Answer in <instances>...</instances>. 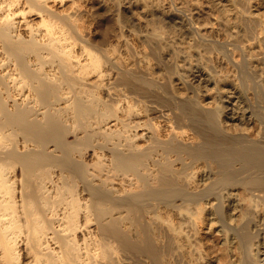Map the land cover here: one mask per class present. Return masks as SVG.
I'll list each match as a JSON object with an SVG mask.
<instances>
[{
	"label": "bare ground",
	"instance_id": "1",
	"mask_svg": "<svg viewBox=\"0 0 264 264\" xmlns=\"http://www.w3.org/2000/svg\"><path fill=\"white\" fill-rule=\"evenodd\" d=\"M120 2L0 0V264H264V13L228 0L231 32L169 3L189 43L167 20L138 48Z\"/></svg>",
	"mask_w": 264,
	"mask_h": 264
},
{
	"label": "rangeland",
	"instance_id": "2",
	"mask_svg": "<svg viewBox=\"0 0 264 264\" xmlns=\"http://www.w3.org/2000/svg\"><path fill=\"white\" fill-rule=\"evenodd\" d=\"M79 6H86L87 5V2H88V0H74ZM121 2V8H120V14H122V16L124 17V19H125V24H126V27H127V29L128 30H132L131 31V33H129L128 31V33L125 31V36L123 35L122 37L123 38H125V39H127V38H129V39H127V40H129L130 42L132 41V39H133V45L135 46V45H137V46H135V47H138V48H142L143 46L145 47V44H146V41H142V39H140L137 35H138V33L140 32V31H142L143 29L145 30L146 28L148 29V27H150L149 29H156L158 32L159 31H161V32H163V29H164V32H165V27H166V24L169 22V20H170V23L169 24H167V28L169 29V27L171 28V30H167V28H166V30L167 31H171V33L172 34H176V32H177V34H176V36H172L171 35V38L169 39V41H171V42H173V43H177L178 41L179 42H181L182 40H183V44H182V42H181V44L180 45H185L186 43L188 44L189 43V40H191V39H189L188 37H190V36H187V35H181V33L183 32L181 29H179L178 27H180V25L178 24V23H180V21H181V17H180V14L178 13L177 14V12L176 11H173L172 9L174 8V10H175V5H179V4H187L189 1V5H187L188 6V8H190L189 6H192L191 8L192 9H194V11H195V9H197L196 10V13L195 12H193V15H194V18H195V20L196 19H198L197 20V22L198 23H200L201 24V26H210L211 25V22H212V24H214V23H218L221 19H224V18H220V14H218V12H220L221 11V9L222 10H226L227 9V7H228V0H120ZM164 1V2H163ZM179 1H181L180 3H179ZM209 1H211L212 2V5H211V3L209 2ZM219 1V2H218ZM130 2V3H129ZM153 2V3H152ZM175 2V3H174ZM177 2V3H176ZM185 2V3H184ZM216 3L215 5H214V3ZM173 4L174 3V6H172V8L170 7V4ZM204 3V4H203ZM250 3V4H249ZM158 4V5H157ZM210 5V6H207V5ZM227 4V5H226ZM145 5V7H143ZM149 5V6H148ZM154 5V6H153ZM169 5V6H168ZM184 5V6H185ZM249 5H250V12H253L252 14L253 15H256L257 14V16H259V15H261V13H264V12H262V11H264V0H248V7H249ZM168 6V7H167ZM186 6V7H187ZM203 6V7H202ZM205 6V7H204ZM207 6V7H206ZM223 6H227L226 8L225 7H223ZM194 7V8H193ZM215 7V8H214ZM169 8V9H168ZM171 8V9H170ZM200 8H202V9H204V10H202V9H200ZM217 9V11L215 12V10H212V9ZM218 8H219V10H218ZM145 9V10H144ZM224 10V11H225ZM204 12V13H202V12ZM223 11V12H224ZM226 13H228L227 12V10L225 11ZM224 12V13H225ZM199 13H201V14H199ZM195 14L197 15V16H195ZM199 14V15H198ZM218 14V16H216ZM229 14V13H228ZM259 14V15H258ZM169 16V17H168ZM199 16V17H198ZM214 16V17H213ZM215 16H216V18H215ZM227 16H230V14L229 15H226V16H224V17H227ZM256 16V17H257ZM126 17V18H125ZM213 17V18H212ZM222 17V16H221ZM170 18V19H169ZM173 19V21H172V19ZM216 20H215V19ZM220 20H219V19ZM85 19V20H84ZM84 22H83V21ZM167 20H168V22H167ZM201 20V21H200ZM213 20H215V21H213ZM225 20V19H224ZM85 21H86V23H85ZM89 21H91L89 18H87V17H83V19H81V22H83V24H87V23H90ZM178 23H177V22ZM222 21V20H221ZM220 21V22H221ZM137 22V23H136ZM175 23V25H176V27H177V29H176V27H175V25H174V23ZM219 22V23H220ZM226 22V21H222L221 23H220V25L218 24L217 26L220 28V29H223L222 27H224V23ZM136 23V24H135ZM139 23V24H138ZM172 23V25H170ZM179 26H178V25ZM210 24V25H209ZM231 24V23H230ZM230 24H228L227 22L225 23V27H226V25H228L227 26V28L225 29V27H224V30H222V31H227V30H232L231 29V25ZM172 26V27H171ZM174 26V27H173ZM222 26V27H221ZM146 27V28H145ZM172 28H174V31H173V29ZM230 28V29H229ZM140 29V31H138ZM183 29V28H182ZM177 30V31H176ZM180 30V31H179ZM133 31H138L136 34H135V32H133ZM173 31V32H172ZM182 31V32H181ZM233 31V30H232ZM231 31V32H232ZM132 32H133V35H132ZM163 32V33H164ZM175 32V33H174ZM179 32V33H178ZM181 32V33H180ZM183 33H185L186 34V32H183ZM179 34V35H178ZM130 35H132V37L130 36ZM135 35H136V38H135ZM181 35V36H180ZM182 37L181 39H180V37ZM173 37V38H172ZM177 37V38H176ZM131 38V39H130ZM135 39V40H134ZM179 39V40H178ZM174 40H178V41H174ZM181 40V41H180ZM136 44H135V43ZM192 41H190V43H191ZM140 44V45H139ZM142 44V45H141ZM178 44V43H177ZM176 44V45H177ZM142 46V47H141ZM195 47H197V46H195ZM198 50V49H197ZM213 57V56H212ZM212 57H211V60H212ZM199 60H202L200 63H202L203 62V64H201L200 66L201 67H203L202 69H203V74H207V72L210 74V72L208 71V68L207 69H205L206 68V66L207 67H209L210 66V64H212V62H214V61H211V60H208V62H206L207 60L205 59V60H203V59H200L199 58ZM152 62V61H151ZM205 63V64H204ZM207 63H208V65H207ZM250 64L249 65H247L246 66V68L247 69H245V71L248 73L250 70H251V68L249 67L250 65L251 66H253V64H251V63H253V62H249ZM152 65H151V67H152V70L153 71H155V73H156V75L157 74H160L161 72H162V69H160V68H162V67H158L157 65H156V63H151ZM156 66H155V65ZM205 67H204V66ZM160 66V65H159ZM254 67V66H253ZM252 67V68H253ZM183 70H185V73H186V75H187V71H186V69H184L183 67H181ZM180 68V69H181ZM249 68V69H248ZM182 69H181V71H182ZM209 69H211V67H209ZM257 69V70H256ZM204 70H206V72L204 71ZM248 70V71H247ZM245 71H243L242 72V74L240 75L241 77H239V85L237 86V88L239 89V91H240V89H241V91L240 92H238L239 94H240V98L243 100V102L245 103V107H247V109L249 110V113L251 112L252 113V115H251V117H252V119H253V122H254V120H258V119H256V118H261V102H262V100H261V95L259 94V92H262V89H260V87H261V85H259L258 83H260L259 82V80H257V79H259V77H260V69H258L257 67L255 68V70H254V68H253V71H250L246 76H247V78L246 77H244V73H245ZM184 72V71H183ZM185 73H184V75H185ZM242 75H243V77H242ZM248 76H250V79H249V77ZM252 77V78H251ZM244 78V79H243ZM187 79V76L185 77V81H187L188 83H189V81L188 80H186ZM241 79V80H240ZM243 80H246V81H243ZM241 81H242V83H241ZM257 82V83H255V82ZM214 82H215V80H214ZM214 82H213V78H211V83L210 82H208V84L206 83V85L205 86H207V87H205V86H203V84L204 83H200L199 85H201L202 84V86H199L198 85V87H200L199 88V90H198V93H197V98H203V100H204V102H206V101H209L210 100V98H207L206 96L208 95L209 97L212 95V96H214V95H216L217 94V92L215 91L216 89L214 88ZM180 89H181V94L184 96V97H189V95L190 94H192L193 93V90L189 87V88H187L186 87V85L185 84H183V83H181V82H179V81H175L174 82ZM194 83V84H193ZM192 84H191V86L192 85H195V83H197V82H193ZM216 83V82H215ZM218 83V82H217ZM220 86H221V83H218ZM242 84V85H241ZM256 84H257V86H256ZM218 85V86H219ZM188 86V85H187ZM260 86V87H259ZM237 89V90H238ZM259 90H261V91H259ZM180 94V95H181ZM200 94V95H199ZM204 94H207L206 96H203ZM181 95V96H182ZM260 95V96H259ZM205 98V99H204ZM193 102V100L191 99V100H188V101H186V103H183V104H185L186 106H189L191 103ZM191 110H192V112L194 113V114H197L198 115V117L201 119V122H202V126L205 128V129H209V128H211V126L212 127H214L213 126V122L212 121H214V118L213 117H207V119H206V117H205V114L204 113H197L195 110H194V105L192 106V108H191ZM211 116V115H210ZM260 116V117H259ZM212 164L213 165H215V162H212ZM216 176V173H214L213 175H212V177L214 178ZM175 217V216H174ZM172 218H173V216H172ZM174 219V218H173ZM176 219L177 218H175V221H176Z\"/></svg>",
	"mask_w": 264,
	"mask_h": 264
}]
</instances>
